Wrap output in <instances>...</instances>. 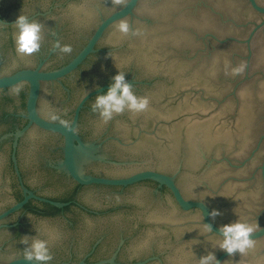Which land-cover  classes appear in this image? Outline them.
<instances>
[{"label":"clouds","instance_id":"clouds-1","mask_svg":"<svg viewBox=\"0 0 264 264\" xmlns=\"http://www.w3.org/2000/svg\"><path fill=\"white\" fill-rule=\"evenodd\" d=\"M117 3H119V0H117ZM12 26L14 28L13 40L17 55L21 57L30 56L40 50L44 27L42 23L20 14ZM115 31L124 36L130 33L132 35L137 34L127 20H120L115 25ZM55 47L62 53H70L72 51L70 45H61L59 41L56 42ZM242 70L241 66L233 69V72L238 73ZM94 87L97 90L100 89V85H94ZM17 91L19 90L17 89ZM148 105L149 99L147 97L134 94L133 86L126 79V74L117 72L111 77L107 89L96 95L92 110L98 113L104 122H107L114 115L123 113L125 110L132 113L143 112L148 108ZM51 118L57 119L55 115ZM208 215L214 221L221 213L218 209H213ZM258 230H261L258 223L253 224L241 220L229 222L218 226V232L216 233L220 238L215 241V244L229 256L237 253L244 255L249 249L254 247L252 237ZM205 231L213 232L211 224L207 223L205 225ZM50 240L51 238L40 239L36 236L29 239L25 236L21 241L25 245L23 248V258L29 262H34V264H49L53 259L50 250ZM197 264H219V261L217 260L215 251H210L206 255L199 256Z\"/></svg>","mask_w":264,"mask_h":264}]
</instances>
